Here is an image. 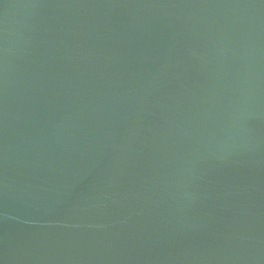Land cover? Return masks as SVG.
I'll use <instances>...</instances> for the list:
<instances>
[{"label":"water","instance_id":"obj_1","mask_svg":"<svg viewBox=\"0 0 264 264\" xmlns=\"http://www.w3.org/2000/svg\"><path fill=\"white\" fill-rule=\"evenodd\" d=\"M0 264H264V0H0Z\"/></svg>","mask_w":264,"mask_h":264}]
</instances>
